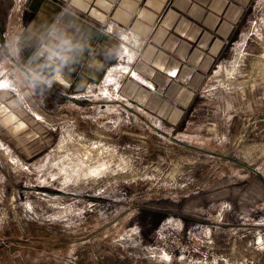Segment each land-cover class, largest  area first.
I'll use <instances>...</instances> for the list:
<instances>
[{
	"label": "rangeland",
	"instance_id": "374dc122",
	"mask_svg": "<svg viewBox=\"0 0 264 264\" xmlns=\"http://www.w3.org/2000/svg\"><path fill=\"white\" fill-rule=\"evenodd\" d=\"M258 7L233 56L211 73L197 121L176 136L162 131L168 121L153 129L121 112L105 113L108 103L120 102L111 72L79 96L107 105L76 104L74 120L41 122L50 140L35 157L18 153L34 138L0 134L9 147L0 144V264H264Z\"/></svg>",
	"mask_w": 264,
	"mask_h": 264
},
{
	"label": "crops",
	"instance_id": "0c3cea01",
	"mask_svg": "<svg viewBox=\"0 0 264 264\" xmlns=\"http://www.w3.org/2000/svg\"><path fill=\"white\" fill-rule=\"evenodd\" d=\"M258 3L0 0V81L8 82L0 86V134L34 138L18 153L35 157L50 138L43 124L74 120L76 104L105 107L101 97L79 96L116 71L112 82L120 102L108 103L104 112L112 117L121 112L153 129L168 121L171 127L162 131L176 136L197 121L194 111L204 101L211 73L233 56ZM127 49L131 60L123 58Z\"/></svg>",
	"mask_w": 264,
	"mask_h": 264
},
{
	"label": "trees",
	"instance_id": "16d2710c",
	"mask_svg": "<svg viewBox=\"0 0 264 264\" xmlns=\"http://www.w3.org/2000/svg\"><path fill=\"white\" fill-rule=\"evenodd\" d=\"M54 193H59V192H57V191H54ZM143 209L144 210H146L147 209V211L149 210V211H156L157 213H159V212H161V211H163V212H165V210H160L157 206H145V207H143ZM162 213V212H161ZM247 214H251L252 215V213H247ZM182 217H184V216H182ZM191 218V223H197V220H198V222H199V220L200 221H202L203 222V224H206V225H211L212 227L213 226H217V225H219V226H222L223 227V223H216L215 221H211V220H206V219H202V218H197V217H190ZM225 225V224H224Z\"/></svg>",
	"mask_w": 264,
	"mask_h": 264
},
{
	"label": "bare ground",
	"instance_id": "6f19581e",
	"mask_svg": "<svg viewBox=\"0 0 264 264\" xmlns=\"http://www.w3.org/2000/svg\"><path fill=\"white\" fill-rule=\"evenodd\" d=\"M128 50H129V49H127L125 53L123 52L122 55L124 56V57H123L124 59L131 60V59H129L128 56H127V51H128ZM129 52H131V51H129ZM132 54H133V53H132ZM132 56H133V55H132ZM122 62H125V61H122ZM125 63H126V62H125ZM126 65H127V64H126ZM114 69H116V68H114ZM112 70H113V69H112ZM115 72H116V71H112L111 73L114 75ZM111 79H113V78H111ZM5 80H6V79H5ZM5 85H8V82H6V81H4V80L0 81V86H5ZM108 91H109V89H108ZM115 94H116L118 97L120 96L118 93H115ZM114 97H115V96H114ZM91 98H92V97H91ZM87 101H88V100H87ZM0 144H3L4 146H6L5 143H3L1 140H0ZM60 146L63 147L62 144H61ZM8 148H9V147L6 146V149H8ZM13 158H14V157H13ZM14 161H15V160H14ZM17 161H18V160H17ZM18 163H19V162H18ZM102 166H103V164H101L100 167L103 168ZM97 167H98V166H97ZM22 168H24V167H22ZM98 169H99V168H96V167H95V168H91V170H95V171L98 170ZM166 255L169 256L168 254H166Z\"/></svg>",
	"mask_w": 264,
	"mask_h": 264
}]
</instances>
